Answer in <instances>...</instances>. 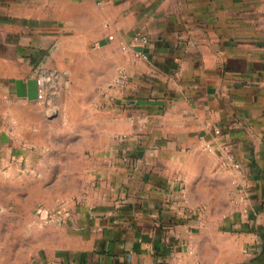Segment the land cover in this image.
<instances>
[{
    "label": "crops",
    "instance_id": "0c3cea01",
    "mask_svg": "<svg viewBox=\"0 0 264 264\" xmlns=\"http://www.w3.org/2000/svg\"><path fill=\"white\" fill-rule=\"evenodd\" d=\"M46 154L79 264H264V0H0V171Z\"/></svg>",
    "mask_w": 264,
    "mask_h": 264
},
{
    "label": "rangeland",
    "instance_id": "374dc122",
    "mask_svg": "<svg viewBox=\"0 0 264 264\" xmlns=\"http://www.w3.org/2000/svg\"><path fill=\"white\" fill-rule=\"evenodd\" d=\"M54 159L14 161L12 173L0 171V264H79L84 239L75 206L98 180L80 175L84 163L77 157ZM59 164H72L79 175L66 176ZM25 167L32 170L23 173Z\"/></svg>",
    "mask_w": 264,
    "mask_h": 264
},
{
    "label": "built area",
    "instance_id": "2783aa9c",
    "mask_svg": "<svg viewBox=\"0 0 264 264\" xmlns=\"http://www.w3.org/2000/svg\"><path fill=\"white\" fill-rule=\"evenodd\" d=\"M133 43L134 45H142V46H147L149 44V38L146 36V35H143V34H136L134 37H133ZM138 58L139 59H147L148 58V55L146 53H140L138 55ZM126 81L125 79V76L123 75L121 77L120 80H118V83L119 84H122ZM51 82V80L48 78V76L45 74V75H42V76H39L38 78V86H39V92H40V98L41 99H44L46 98L47 96H49V83ZM216 134H220L221 133V130L220 129H216ZM123 160L125 162H127L129 160V157L128 156H124ZM222 165L227 167V168H232V169H235V170H240L242 165L236 160L235 156L229 151V148L226 147L225 148V154H224V157H223V161H222Z\"/></svg>",
    "mask_w": 264,
    "mask_h": 264
}]
</instances>
